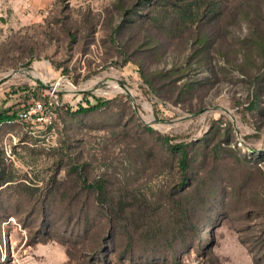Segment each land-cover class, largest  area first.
I'll list each match as a JSON object with an SVG mask.
<instances>
[{
  "label": "rangeland",
  "instance_id": "374dc122",
  "mask_svg": "<svg viewBox=\"0 0 264 264\" xmlns=\"http://www.w3.org/2000/svg\"><path fill=\"white\" fill-rule=\"evenodd\" d=\"M3 111L0 264L92 263L97 181L112 264H264V0H0Z\"/></svg>",
  "mask_w": 264,
  "mask_h": 264
},
{
  "label": "trees",
  "instance_id": "16d2710c",
  "mask_svg": "<svg viewBox=\"0 0 264 264\" xmlns=\"http://www.w3.org/2000/svg\"><path fill=\"white\" fill-rule=\"evenodd\" d=\"M101 105L102 104L98 103L94 105H89L87 107L80 106V108L76 110V113H79V114L89 113L93 110L100 108ZM14 119H16L15 113H10L9 111L8 112L3 111L0 113V124L14 120ZM147 129L148 131H153L152 127H149ZM164 140L168 144V148L170 150L180 154L179 163H180V169L182 171V184H185L188 181V174L192 167V162L190 161V157H189L190 144L185 143V142L171 144L170 141L172 140V138H170L169 136L165 137ZM88 186L94 189L97 204L102 205L106 208L105 212H106V217H107V221L109 224L108 226L109 233L106 234V236L102 239V241H100L96 246H94V251L96 253L93 254L92 263L90 264H99V261H103L102 264H112V261L109 255L107 254L102 255V253H104L103 248L106 249V245L113 244L112 234H111L112 232L110 231L114 230V228L116 227L115 222L117 218H124V219L129 220L130 213H133V215H136V214L133 211L131 212L128 211L131 203L123 202L122 199L119 200V203H118L116 202L114 198H111L103 183L97 181L95 183L88 184ZM107 203H109L111 207ZM133 244H134V236L133 234L128 232L127 233V245L125 249L129 250L130 248H132ZM169 246L172 251L173 264H184L182 260L183 258L179 255V252H176L175 246L171 242H169ZM181 247H183L184 249L186 248L187 251L190 250V246L187 244V240L185 239L182 240ZM95 258H97L98 260L96 261Z\"/></svg>",
  "mask_w": 264,
  "mask_h": 264
},
{
  "label": "built area",
  "instance_id": "2783aa9c",
  "mask_svg": "<svg viewBox=\"0 0 264 264\" xmlns=\"http://www.w3.org/2000/svg\"><path fill=\"white\" fill-rule=\"evenodd\" d=\"M31 4L28 3L27 7H30ZM33 110L34 111H39L40 113H44L45 111H47V107L45 105V103L41 102V101H37L34 106H33ZM26 115V114H25Z\"/></svg>",
  "mask_w": 264,
  "mask_h": 264
},
{
  "label": "water",
  "instance_id": "95a60500",
  "mask_svg": "<svg viewBox=\"0 0 264 264\" xmlns=\"http://www.w3.org/2000/svg\"><path fill=\"white\" fill-rule=\"evenodd\" d=\"M39 81V79H37Z\"/></svg>",
  "mask_w": 264,
  "mask_h": 264
}]
</instances>
